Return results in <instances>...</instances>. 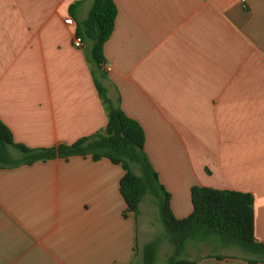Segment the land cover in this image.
Masks as SVG:
<instances>
[{"label": "crops", "instance_id": "0c3cea01", "mask_svg": "<svg viewBox=\"0 0 264 264\" xmlns=\"http://www.w3.org/2000/svg\"><path fill=\"white\" fill-rule=\"evenodd\" d=\"M113 1L100 81L141 124L173 215L191 213L192 185L249 192L264 241V0ZM91 2L0 0V120L15 142L54 146L104 127L89 44L72 43ZM123 172L89 155L0 167V264H140L139 249L162 225L149 194L136 219L122 215ZM231 247L205 252L190 241L184 256L249 264ZM171 251L161 239L154 264Z\"/></svg>", "mask_w": 264, "mask_h": 264}, {"label": "trees", "instance_id": "16d2710c", "mask_svg": "<svg viewBox=\"0 0 264 264\" xmlns=\"http://www.w3.org/2000/svg\"><path fill=\"white\" fill-rule=\"evenodd\" d=\"M78 4L79 1H75L69 6L73 19ZM116 13L113 0H92L86 17L76 27L75 33L82 41L89 43L86 59L97 93L107 110L104 127L71 143L29 147L15 142L8 127L0 120V167L55 158L67 159L75 155H89L92 160L107 158L119 164L124 171L119 179V193L125 203L124 217L131 212L137 218L139 203L145 194L152 196L157 206L163 234L141 246L140 264H154L161 237L166 238L172 246L165 264H196L197 258L184 256L187 243L211 239L218 240L222 246L238 248L249 264L264 262V241H257L254 236L251 193L192 185L191 213L182 218L173 215L169 192L159 182L157 172L145 153L141 124L124 113L119 100L116 103L110 100L106 87L100 81L105 77L103 46L113 30ZM133 167L138 168L139 173H135ZM211 256L223 258L221 255Z\"/></svg>", "mask_w": 264, "mask_h": 264}, {"label": "rangeland", "instance_id": "374dc122", "mask_svg": "<svg viewBox=\"0 0 264 264\" xmlns=\"http://www.w3.org/2000/svg\"><path fill=\"white\" fill-rule=\"evenodd\" d=\"M87 47H89V45H87ZM134 171H135V173H138L139 172L137 170V168H134ZM145 196H147V195H145ZM144 201H145V205H146L145 212H149L150 213L151 212V206L150 205L147 206L146 199H144ZM147 207H149V208L147 209ZM152 234H153V236H152L153 238L152 239L157 238V237H160L163 234V228L161 227V229H157L155 231L153 230ZM163 238L164 237H161V239H163ZM203 243H204V246H205V248L203 249V251H205V252H209V251H219L222 248V245L216 239H211L209 241H203ZM231 248H233V249H230L231 252H241L238 248H235V249H234V247H231Z\"/></svg>", "mask_w": 264, "mask_h": 264}, {"label": "built area", "instance_id": "2783aa9c", "mask_svg": "<svg viewBox=\"0 0 264 264\" xmlns=\"http://www.w3.org/2000/svg\"><path fill=\"white\" fill-rule=\"evenodd\" d=\"M66 23L67 24H73V20L71 18H69V19L66 20ZM72 43H73V46L79 47V46H82L83 41H82L80 36L75 34L74 37H73Z\"/></svg>", "mask_w": 264, "mask_h": 264}]
</instances>
